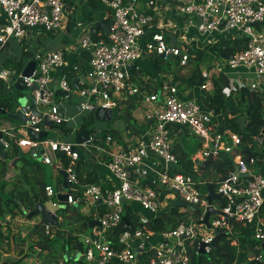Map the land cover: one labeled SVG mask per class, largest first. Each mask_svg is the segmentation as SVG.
<instances>
[{"label": "built area", "instance_id": "built-area-1", "mask_svg": "<svg viewBox=\"0 0 264 264\" xmlns=\"http://www.w3.org/2000/svg\"><path fill=\"white\" fill-rule=\"evenodd\" d=\"M99 1L110 9L111 26L106 39L93 40L90 35H85L79 41V48L90 57L85 81L79 83V88L73 89L63 74L54 84L52 72L65 66L63 52L37 53L32 59L35 69L29 77L22 78L25 89L21 94L28 91L40 115L32 112L30 101L21 97L20 106L14 112H21L26 122L0 128V143L4 149L8 152L12 144L24 152L38 148L37 158L42 164L67 175L70 190L64 193L67 195L64 204L85 203L89 209L87 216L92 215L91 219L99 224L83 236L82 257L85 264H142L139 262L142 255H149L144 264H193L188 244L195 243L198 250L201 244H205L204 253L209 254L216 232L230 236L231 222L251 227L255 240L260 244L264 242V173L260 171L257 158H243L239 135L229 129L219 131L216 112L202 108L195 100L182 98L178 84L170 78H163L159 91L153 92L146 77L141 76L137 81L141 84H136L131 73L138 61L150 56L168 64L175 62L177 69L185 68L191 41L206 44L213 42L208 40L211 35L229 31L246 39V49L233 54L228 60L214 61L212 70L203 73L207 83L200 87V91L210 93L212 77L221 73L228 80L227 95L231 91L248 88L264 98V0H176V12L185 18L188 29L196 30L199 39L188 36L184 39L182 36L174 45L167 42L161 31H154L142 42L153 17L139 10V0ZM63 16V0H0V54L9 41L25 40L35 28L47 32L60 31ZM73 70L77 71V68L73 67ZM134 70L139 68L134 67ZM21 72L0 69V80L13 88V84L21 78ZM34 85L36 89L31 91ZM56 91L60 92L58 98L55 97ZM74 94L80 99L77 104L80 112L88 115L99 108L113 112L121 107V100L139 97L141 102L152 105L150 113L145 116L144 122L148 124L144 134L134 141H125L124 147L111 151V145H117L114 135L94 128L90 132L91 127L88 126L85 131L90 132V139L76 144L79 129L66 117L62 108L64 100H71ZM57 106L61 107L63 115L59 114ZM44 118L52 128L43 126ZM68 124L73 125L67 133L74 139L64 142L61 139L64 133L57 135L53 130H60L58 126ZM174 126L186 129L200 144L191 156L193 172L199 170L200 163L221 153L228 155L237 167V172L233 171L226 179L216 183L214 192L221 196L219 207L213 204L214 201L211 204L206 201L208 190L205 193L199 190L203 182L189 175L171 173L177 165L173 154L174 139L171 137ZM29 131L35 134L47 132L48 137L33 139ZM52 134L56 136L55 141L50 139ZM126 135L132 134L126 130L125 139ZM98 137L99 145L95 146L92 143L98 141ZM251 140L255 150L264 154L263 131ZM90 147L108 156L105 165L113 183L109 189L96 184L85 185L80 190L81 199L73 198L69 192H76L79 187L75 163L83 151L90 152ZM59 153L67 158L66 164L58 156ZM149 156L158 158L161 165L157 168L146 166L144 163ZM141 168L151 175L149 183L141 184L136 178V172ZM45 194L48 198L54 197L53 187H45ZM176 199L195 210L199 209L200 217L157 234L147 228L125 232L120 236L117 248L111 247L107 237L121 222L124 203L138 204L156 216L160 210L172 207L171 202ZM57 206L61 208L63 205ZM208 207L220 214L211 215L210 227L206 228L202 221ZM101 208L102 213L99 211ZM49 232L50 226L45 225V233ZM155 235L159 240L152 244L151 238ZM253 260L261 263L262 256Z\"/></svg>", "mask_w": 264, "mask_h": 264}, {"label": "trees", "instance_id": "trees-1", "mask_svg": "<svg viewBox=\"0 0 264 264\" xmlns=\"http://www.w3.org/2000/svg\"><path fill=\"white\" fill-rule=\"evenodd\" d=\"M65 1V0H63ZM170 2L176 3V0H170ZM166 39V38H165ZM10 42V41H9ZM6 45L5 49H11L12 51H19L14 58L3 59L0 62V69L15 70L16 73H20L25 67L26 63L34 58L39 53H34V49L30 50V43L27 39L16 42L15 46H11L10 42ZM247 41L243 36H235L233 34L226 33L221 38L213 42H207L206 44H200L198 41H191L188 45V62L187 65L191 66V73L187 77L188 84L192 87L200 88L202 85L207 83V78L203 73H209L212 70V64L216 60H221L223 56H232L237 52H241L246 49ZM3 50V51H4ZM152 58L154 67L165 73H168L169 64L163 62L160 58L150 56ZM176 65V64H175ZM176 67V66H175ZM78 69V68H77ZM183 68H179L178 71ZM78 71V70H77ZM73 68L65 71L69 77H73L76 72ZM137 74H141V71L134 70V78ZM133 78L136 84H141ZM227 77L221 73H217L211 79L210 93H206L201 96L200 105L204 109H213L216 112V118L219 122V131L231 130L237 133L241 139V154L245 160L249 156L254 158L262 159V154L257 152L252 144L251 138L257 136L264 129V98L256 92L251 94L248 88H242L240 90L231 91L228 95L226 94V88L228 87ZM7 89V85L0 80V110H5L8 113L14 111L13 102L15 97L20 98L23 94L15 91L11 86ZM60 95L59 91L55 92V97L58 98ZM231 104L232 108H229ZM131 107H125L127 118L132 119ZM92 121L91 114L87 115ZM0 120H5V115L0 116ZM147 126V124H143ZM61 132L69 131L70 127L66 125L58 126ZM88 129L86 123H81L79 132ZM93 129H90L91 132ZM186 129L174 126L171 128V137L174 139L173 154L177 159V165L172 168L171 173H180L184 175L192 176L194 179L203 182L204 185L199 187L202 193H205L209 184L214 186L216 189V183L226 178L230 173L234 171L235 165L232 159L226 154H219L214 158V163L207 165L204 169L199 168L197 172H193V164L191 162V156L199 149L200 144L192 137ZM189 136L192 137L194 144L192 147L188 144ZM98 143V141H95ZM60 158L67 163V158L63 154H58ZM17 157L16 162H20L23 167L19 173L21 179L13 186V189L9 192H5L6 185L2 184L0 193V219L4 218L5 215H13L12 209H17L19 213L32 210L33 206L38 202H44L47 200L45 194V187L48 184L42 179H38L35 176L32 167L36 165L29 157L22 155L21 151L15 145H11L9 151V158ZM15 162V164H16ZM6 160L0 159V174L5 173ZM21 165V166H22ZM41 169V168H39ZM37 172V171H36ZM75 175L79 187L76 192H69L73 195V198L81 199V187L93 184L96 182V178L93 172L89 171L84 161H77L75 163ZM18 183L20 184L17 187ZM70 190V188H69ZM3 196H6L3 197ZM55 213L59 219V227H50L49 234L45 233V224L40 223L33 232L27 233L26 237L22 239L23 243L34 238L36 241H29L27 247V254L31 253L32 250L49 239L47 249H52L51 242L60 241L63 236H66V240L63 244L68 245L72 249H82L83 243L80 241V236L84 235L87 231H90L87 226V221L92 215L85 216L79 212L80 206L73 204H64ZM22 206V208H20ZM100 213L103 212L101 208ZM169 214H163L151 222L141 223L137 214L134 213L129 203L123 204V214L119 225L108 234V241L111 247L117 248L120 236L125 232H132L138 228H147L154 233L161 231L173 230L179 223H188L189 221H196L200 217V210H186L180 212V208L169 207ZM125 220V222L123 221ZM231 226L238 228L237 230V246L233 247L230 245L231 238L227 234L218 233V237L209 254H202L200 250L196 248L195 243H190L187 246L188 253L190 255L193 264H231L234 261L239 264H254L253 258L262 256L261 264H264V253L261 250L260 242L255 240L253 230L251 227H243L241 224L231 222ZM53 236V237H52ZM229 237V238H228ZM2 239L0 234V240ZM197 249V250H196ZM41 251H39L40 253ZM22 251H20V254ZM27 256V255H26ZM149 255L139 256V262L144 264ZM41 257L37 254V258ZM252 259V260H249ZM20 264V261L15 262ZM41 264H59L56 260L55 255L49 252L47 256L41 257ZM67 264H83L82 261L78 262H67ZM118 264V263H115Z\"/></svg>", "mask_w": 264, "mask_h": 264}, {"label": "crops", "instance_id": "crops-1", "mask_svg": "<svg viewBox=\"0 0 264 264\" xmlns=\"http://www.w3.org/2000/svg\"><path fill=\"white\" fill-rule=\"evenodd\" d=\"M177 4L178 2L173 3L170 2V0H139V10L141 12H146L149 15L151 14L153 17V21L151 25L147 28L146 34L142 39V42L148 39L149 36L154 31L156 32L161 31L164 37L166 38L167 42L173 45L178 44L179 41L178 38L179 37L181 38L185 34V32L187 33L189 38L195 39L192 34L193 33L192 31L194 30L189 28L190 29L189 30L190 33H189L185 18L179 16L178 13L176 12ZM110 13H111L110 9L106 5L102 4L99 0H65L62 29L60 31L47 32L44 31V29L42 28H35L31 32H29L27 41L31 42L29 46L30 50L31 47H35L34 53L57 52V51L63 52L65 59V66L62 69L52 72L51 77L53 79L54 84H56V82L60 79V77L63 74L66 75V78L68 79L69 84L73 89L79 88V83L85 81L84 76L88 70V60L90 57L88 53L82 51L79 48L78 46L79 41L85 35H90L92 39H106L107 35L103 30L102 25L110 22V18H111ZM97 27L99 28L96 31ZM226 33L237 36L233 32L221 31L219 33L211 35L208 39L209 41L211 40L216 41ZM10 42H12L11 46L13 47L16 45V42L18 41L11 40ZM15 52H16L15 54L17 55L19 51L17 50ZM4 54L5 56H3ZM15 54L14 51H12V48L5 49L0 54V62L3 59L14 58ZM175 64H176L175 62L169 64V70H167L168 73H165L163 70L158 71L154 67L152 58L146 57V58H142L133 66L131 73L134 78V67L139 68V71L145 74L142 76L146 77V79H148V83L153 87L152 89L153 92L159 91V86L161 85L163 78L166 77L170 78L174 83H177L179 87L180 85H182V90L179 88L182 98L192 99L200 104L201 96L205 94L202 91H200V88L192 87L190 84H188L187 78L180 77L178 73L176 74L172 73L170 65H175ZM73 67L78 68L77 69L78 71L73 77L70 78L69 77L70 75H67L65 71ZM75 78H79L78 82L76 83V88L72 85V81ZM139 78H140V74H137L136 78L134 79L136 81H139ZM6 85H7V89H9L10 88L9 85L8 84ZM23 95L25 96L22 97H25L27 100H29L27 97V95H29L28 93L27 94L25 93ZM73 96L78 99V102H74L72 98ZM72 97H71V102L78 104L80 101L79 97L76 94L72 95ZM129 99H132V103L129 105L130 107L132 105L134 106L139 105L140 103L137 102L139 101L141 102V99L139 97H133V98L128 97L121 100L119 105L122 104L124 101H128ZM17 100L19 103H21V97L18 98ZM67 105L71 106L73 111H75V113L78 114V112L71 104H67ZM148 105L150 106V108L152 107L151 104ZM124 108L125 106L119 107L118 109H116L117 111L114 110L117 112L119 118L122 121H124V126L122 131L119 132L110 131L109 129H101L98 126L95 127L94 125H90L91 129L94 128L95 130L98 129L103 131L105 130L106 132L112 133L114 135V140L115 143H117V145L112 144L110 147L111 151H114L116 150V148H120L122 146L124 147L126 145V143H124L125 141L131 142L136 140L139 136L144 134L147 128V126H143V124H148L144 122L145 116L139 115L132 109L130 112L132 119L130 120L127 118L126 109ZM6 113L8 112L6 111ZM132 122L134 124H131ZM100 124L102 125L106 123H100ZM13 126H15V124H13ZM126 130H129L132 135L129 136L126 135V139H125L124 135ZM185 131L187 132V130ZM189 138L192 137L189 136ZM99 140L100 138L98 137V143L93 142L92 144L98 146ZM9 151L10 149L8 150V158L6 159V163H5V173L3 175L0 174V193L2 189V184L6 185L5 192H9L10 190L13 189V186L17 184V182L21 179V175L19 171L20 169H22L23 165L18 161L16 162L17 157L12 159L9 158ZM20 151L22 155L29 157V159H31L33 162L36 163V165H33L32 167L35 176H37L39 180L42 179L48 185L53 187V190L55 191L54 197H56L57 194L66 193L64 192L65 189L62 186L63 176L60 174V172H58L51 166L42 164L39 158L37 157L32 158L29 152H24L23 150ZM81 154H82L81 161H84L86 168L89 171L93 172L95 175L96 182L93 184H96L103 189H109L110 184L113 182L105 165V163L108 161V156L100 153L99 151L91 147H90V152L83 151ZM257 160H258L257 163L260 166V171L264 173V154H262L261 160L258 158ZM144 164L150 168H157L161 165L159 159L156 158L155 156H149ZM136 178L140 181L141 184L149 183L152 179L151 175L145 168H141L139 171L136 172ZM51 180L52 182L54 180V183H51L50 182ZM19 186L20 184L18 183L17 187ZM61 186L62 189H60ZM48 201L49 198H47V200L42 203ZM53 202L56 205L62 204L58 202L57 199L55 198L53 199ZM213 204L216 207H219L221 204V200H214ZM130 205L134 213L138 215L141 223L151 222L153 219H155L160 215L170 213L169 209L167 208L165 210H160L159 213L156 216H154L149 212L143 210L138 204L131 203ZM20 208H22V206H20ZM12 210L15 212L14 216L7 214L4 216V218L0 219V225L2 226V229L0 230V234L2 237V239L0 240V264H16L15 262L17 261L20 262L23 261L24 264H30L31 262L32 263L35 262V264L36 263L41 264V257L47 256L49 252H52L55 255V258L59 262V264H67V262L69 261L70 262L82 261L83 264H85L84 259L82 257L84 246L82 245V249L80 250L79 249L71 250V248H69L68 245L63 244L66 240V236L62 237V239L59 241L58 246H52V249H47L48 247L47 246V247H43L41 250H38L35 247L31 253L40 254L41 257L37 258V255L34 254L35 255L34 261L28 259L27 257H29V254H27V247H28L27 243L30 244L29 241L34 242L36 240L34 238H30V240H28L27 242L25 241V243H23L22 239L26 237L27 233H29L30 231L33 232V230L36 227H38L40 223L43 222H41L39 215L34 216L31 219H28L25 213L22 212L19 213L15 208ZM88 211H89L88 207L86 206L85 203L82 202V206H80L79 212L87 216ZM27 212L28 210L26 211V213ZM237 230H238L237 227L234 228V226H231L229 232L230 234L229 237L231 238L230 245L233 247L237 246V236H238ZM91 231L92 230L87 231L85 234H89ZM158 240L159 238L157 237V235H155L153 238H151V243L155 244ZM41 245H43V243ZM20 251H22L21 254ZM39 251L41 252L39 253ZM70 258H74L75 260L73 261Z\"/></svg>", "mask_w": 264, "mask_h": 264}, {"label": "water", "instance_id": "water-1", "mask_svg": "<svg viewBox=\"0 0 264 264\" xmlns=\"http://www.w3.org/2000/svg\"><path fill=\"white\" fill-rule=\"evenodd\" d=\"M199 22V21H198ZM258 24H255V26H257ZM103 27V30L105 31L106 35H108L109 33V28L111 26V22L107 23V24H103L102 25ZM220 26H222V23L220 24ZM99 27L96 28V31ZM232 56H223L222 59L223 60H228L230 59ZM35 69V62L34 60H30L29 62L26 63L25 67L23 68L22 72H21V78H19L17 80V82H15L13 84V88L15 89V91L21 93L24 91L25 87H24V84H23V80L22 78L23 77H29L33 70ZM78 79L79 78H75L73 79L72 81V85L76 88V83L78 82ZM36 89V86L34 85L33 88L31 89V91L35 90ZM249 92L251 94H253L254 90L252 89H249ZM28 99L30 100L31 104H30V109L32 110V112H34L35 114L37 115H40L37 110L34 108V105H35V100L32 96L30 95H27ZM64 102L66 104H71L75 110L79 113L80 112V107L71 102V100L69 98H66L64 100ZM132 103V99H129L128 101H124L122 104H120L121 107L123 106H129L130 104ZM57 109H58V112L60 115H63L62 112H61V107L60 106H57ZM5 115V120H1L0 121V128L1 127H6V128H10L13 124H19V123H25L26 122V118L25 116L21 113V112H9V113H6V111L4 110H0V116H3ZM91 117L93 119V121L97 122V123H108L111 121L112 117H113V112L111 110H103L101 108L99 109H96L95 111H93L91 113ZM43 126L45 127H48V128H52V125L50 122L47 121L46 118H44L43 120ZM57 135H61L62 132L61 130H57V129H54L53 130ZM29 134L31 135V137L33 139H43V138H47L48 137V133L47 132H41L39 134H35L33 133L32 131H29ZM263 134H264V130H263ZM0 138H1V132H0ZM50 139L52 140H56V136L54 134L50 135ZM89 132L88 131H82L80 132L79 134H77L76 136V144H82L84 142H87L89 140ZM74 150H77V148H74ZM30 156L32 158H36L38 156V148H33L30 150L29 152ZM250 157V156H249ZM8 158V152L7 150L4 149V146L0 143V159L1 160H6ZM82 159V156L80 155L79 156V160ZM78 160V161H79ZM77 163V162H76ZM214 163V159L213 158H208L205 162L203 163H200V167L201 168H205L207 165L209 164H213ZM234 172H237V167L234 168ZM62 176H63V188H66L68 186V183H67V175L62 172ZM224 179L226 178H223L221 180H219L218 182H221L223 181ZM62 186L60 189H62ZM208 188V196L205 198L206 201L208 202V204H211L212 201L214 200H221V196L219 194H216L214 192V186L212 184H209L207 186ZM57 199L58 202L60 203H66L67 201V195L66 194H57L56 197H49V201L48 202H45V203H36L32 210L31 211H28L26 213V211L23 209V213L26 214V217L28 219H31L32 217L34 216H37L39 215L40 216V220L41 222H43L45 225H49V226H53V227H56L58 228L59 227V222L55 216V213L59 210V206H57L54 202H53V199ZM81 202H79L77 205H79ZM171 205L172 207L174 208H180V207H184L188 210H195V208H193L192 206L190 205H186L184 202H182L180 199H176L175 201L171 202ZM217 214H220V212H217V211H214L212 207H208L207 208V211L204 215V219L202 221V224L206 227V228H209V217L211 215H217ZM125 222V220H123ZM87 226H88V229L92 230L94 229L95 227H99V224L96 220L94 219H89L87 221ZM218 232H216V236L214 238V240L212 241V243L210 244L212 247L215 243V240L216 238L218 237ZM47 241H49V239H47ZM47 241L45 243H43V245H37L36 248L38 250H41L43 247H47ZM206 247L205 244H201L200 245V252L203 254L204 253V248ZM260 247H261V250L262 252H264V242H262L260 244ZM31 256H33L35 258V255L32 254ZM71 260H75L74 258H70ZM254 264H261L257 261H253Z\"/></svg>", "mask_w": 264, "mask_h": 264}, {"label": "rangeland", "instance_id": "rangeland-1", "mask_svg": "<svg viewBox=\"0 0 264 264\" xmlns=\"http://www.w3.org/2000/svg\"><path fill=\"white\" fill-rule=\"evenodd\" d=\"M191 29H193L194 31H192L193 33V37L195 38V39H199V35H198V33L196 32V30L194 29V28H191ZM189 30L190 29H188V32H189ZM190 33V32H189ZM188 35L186 34V35H183V38L185 39V37H187ZM93 40H98V39H93ZM201 40L202 39H200V42H201ZM209 40V39H208ZM184 41V40H183ZM35 47H31V50L32 49H34ZM16 53V52H15ZM3 56H5V54L3 55ZM219 62H221V61H219ZM143 67V66H142ZM170 68H171V72L172 73H174V74H176V73H178L179 74V76L180 77H183V78H187L188 76H189V74L191 73V66H189V65H187L185 68H183L182 70H180V71H178V69L175 67V65H170ZM142 75H145L143 72H141V74H140V77L142 76ZM174 76V75H173ZM5 83V82H4ZM6 84H8V83H6ZM179 86V85H178ZM181 90H182V85H180V87H179ZM28 93V91H26V94ZM73 98V100H74V102H78V99L76 98V97H72ZM138 101V100H137ZM137 103H140L139 105H135L134 106V108H133V110L136 112V113H138L139 115H143V116H146L147 114H149L150 113V110H151V108H150V106L148 105V104H146V103H143V102H137ZM18 106H20V103L18 102V100H17V97H15V101L13 102V107H14V110L18 107ZM230 106V108H232V106H231V104L229 105ZM62 108H63V111H64V114L66 115V117L68 118V119H71V123H75L74 125H76L77 127H78V129H79V127H80V125H81V123H86L88 126H90V125H94L95 127L96 126H98L99 128H101V129H109L110 131H117V132H119V131H122V129H123V126H124V121H122L120 118H119V116L117 115V110L116 111H113V119L110 121V122H108V123H106V124H100V123H97V122H95V121H92L87 115L88 114H86V113H83V112H80V113H78V114H76L75 113V111H73V109H72V107L71 106H69V105H67V104H65V103H62ZM139 115H137V116H139ZM126 122V121H125ZM131 124H134L133 122L131 123ZM71 125L72 124H68L66 127H71ZM73 126V125H72ZM91 127V126H90ZM105 131V130H104ZM120 135H122V134H120ZM64 142H71L73 139H74V136H70V135H68V133H67V131H65L64 132V136L61 138ZM188 144L190 145V147H192V145L194 144V142H193V139L192 138H189L188 139ZM60 174L62 175V172H60ZM51 183H54V180H53V182H52V180L50 181ZM65 190H64V192H68V190H69V188L68 187H66V188H64ZM3 197H5L6 198V196H3ZM187 209L186 208H184V207H180V212H185ZM84 235H86V234H84ZM84 235H81L80 236V241L83 243V236ZM27 245H28V243H27ZM59 245V241H53V242H51V246H58ZM31 254H35V255H37V253H29V257H27L28 259H30L31 261L33 260L34 261V257H32L31 256ZM26 259V258H25ZM20 264H24V262L22 261V262H20ZM30 264H35V262L34 263H30ZM36 264H38V263H36Z\"/></svg>", "mask_w": 264, "mask_h": 264}, {"label": "clouds", "instance_id": "clouds-1", "mask_svg": "<svg viewBox=\"0 0 264 264\" xmlns=\"http://www.w3.org/2000/svg\"><path fill=\"white\" fill-rule=\"evenodd\" d=\"M51 227V226H50ZM53 227V226H52Z\"/></svg>", "mask_w": 264, "mask_h": 264}]
</instances>
